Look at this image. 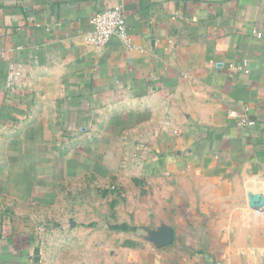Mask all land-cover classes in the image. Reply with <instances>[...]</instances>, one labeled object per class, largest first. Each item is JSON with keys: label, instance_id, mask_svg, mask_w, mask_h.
<instances>
[{"label": "crops", "instance_id": "1", "mask_svg": "<svg viewBox=\"0 0 264 264\" xmlns=\"http://www.w3.org/2000/svg\"><path fill=\"white\" fill-rule=\"evenodd\" d=\"M0 264H264V0H0Z\"/></svg>", "mask_w": 264, "mask_h": 264}, {"label": "built area", "instance_id": "2", "mask_svg": "<svg viewBox=\"0 0 264 264\" xmlns=\"http://www.w3.org/2000/svg\"><path fill=\"white\" fill-rule=\"evenodd\" d=\"M90 24L92 34L89 43L95 46L97 50H101L114 39L123 45H127L129 42L126 19L119 8L95 13L90 18ZM257 37H260V34H257Z\"/></svg>", "mask_w": 264, "mask_h": 264}, {"label": "rangeland", "instance_id": "3", "mask_svg": "<svg viewBox=\"0 0 264 264\" xmlns=\"http://www.w3.org/2000/svg\"><path fill=\"white\" fill-rule=\"evenodd\" d=\"M50 135H51V140L55 141V139L58 138V135H59V132L57 131H52L50 132ZM43 136V132H40V131H22L21 132V138H26V139H34V138H41Z\"/></svg>", "mask_w": 264, "mask_h": 264}, {"label": "water", "instance_id": "4", "mask_svg": "<svg viewBox=\"0 0 264 264\" xmlns=\"http://www.w3.org/2000/svg\"><path fill=\"white\" fill-rule=\"evenodd\" d=\"M258 200H259V197H257V196L251 197L250 198V205L254 206V203L257 202ZM260 203L262 204L263 200H260Z\"/></svg>", "mask_w": 264, "mask_h": 264}]
</instances>
